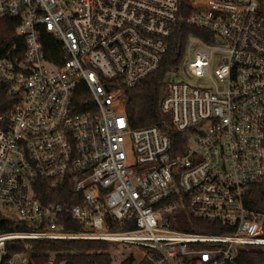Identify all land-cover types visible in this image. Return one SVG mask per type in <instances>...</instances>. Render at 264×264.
I'll use <instances>...</instances> for the list:
<instances>
[{
	"label": "built area",
	"instance_id": "2783aa9c",
	"mask_svg": "<svg viewBox=\"0 0 264 264\" xmlns=\"http://www.w3.org/2000/svg\"><path fill=\"white\" fill-rule=\"evenodd\" d=\"M187 5L0 0L23 39L0 58L12 103L0 109V264H57L33 252L39 241L132 245L156 264H248L264 247V216L248 203L264 182V0ZM183 23L203 36L169 75L182 78L162 103L183 134L173 155L158 127L132 128L127 91L159 70ZM40 182L70 184L81 202L44 205Z\"/></svg>",
	"mask_w": 264,
	"mask_h": 264
},
{
	"label": "trees",
	"instance_id": "16d2710c",
	"mask_svg": "<svg viewBox=\"0 0 264 264\" xmlns=\"http://www.w3.org/2000/svg\"><path fill=\"white\" fill-rule=\"evenodd\" d=\"M180 3L183 11L188 8V0H180ZM191 36L202 38L203 34L185 23L177 27L170 40L169 51L159 70L136 88L127 91L126 112L132 128L158 127L171 139L173 155L180 154L185 145L183 134L174 126L171 114L162 111V103L169 95L170 82L168 77L173 71H177L181 67L185 56V47ZM21 45H23V39L17 35L13 21L0 20V58L4 57L13 47L20 48ZM46 48L51 60H54L61 51L59 44L51 38L47 39ZM9 99L7 89L0 87L1 110L6 111L9 109L12 104L9 103ZM35 193L44 205L60 203L71 206L81 202L80 199L76 198L75 190L70 184L53 188L46 182H40ZM248 203L252 211L264 216V182L255 185ZM67 220L68 222L65 225L67 231H81L82 226L79 223L71 218ZM196 232L215 233L217 231L199 228L196 229ZM33 244L35 245L33 250L35 253H58L57 264H114L115 260L110 249L117 246L110 242L98 240L39 241L33 242ZM18 250L21 251L22 249L19 248ZM251 253L246 260L248 264H264V247L253 250ZM39 261L40 264H45V257L40 258ZM119 264H135V259L130 255ZM139 264L156 263L146 257Z\"/></svg>",
	"mask_w": 264,
	"mask_h": 264
},
{
	"label": "rangeland",
	"instance_id": "374dc122",
	"mask_svg": "<svg viewBox=\"0 0 264 264\" xmlns=\"http://www.w3.org/2000/svg\"><path fill=\"white\" fill-rule=\"evenodd\" d=\"M175 79V77L173 76H169L168 77V81L171 82L172 79ZM181 77L176 78V82L181 81ZM195 83L197 84H201L202 81H199L197 79H195ZM117 246H113L110 250L111 253L114 257V264H119V262H121L124 258L132 255L135 259V264H139L141 263L142 260H144L147 256H146V250L141 248V247H137V246H132V245H118Z\"/></svg>",
	"mask_w": 264,
	"mask_h": 264
}]
</instances>
